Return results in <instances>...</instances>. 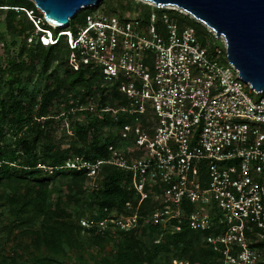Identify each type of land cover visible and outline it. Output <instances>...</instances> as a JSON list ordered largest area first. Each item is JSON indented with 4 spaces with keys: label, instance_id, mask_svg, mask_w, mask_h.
<instances>
[{
    "label": "built area",
    "instance_id": "built-area-1",
    "mask_svg": "<svg viewBox=\"0 0 264 264\" xmlns=\"http://www.w3.org/2000/svg\"><path fill=\"white\" fill-rule=\"evenodd\" d=\"M33 4L0 5V32L10 13L26 19L29 47H62L70 70H84L99 87L42 121H60L73 136L95 114L110 121L114 138L106 158L70 154L59 166L37 168L84 174L89 202L104 188L107 167L129 175L133 198L95 206L78 219L82 235L118 241L156 228L158 244L188 229L201 235L198 246L218 254V264H264V92L240 79L225 39L208 27L221 44L202 38L180 15L196 19L177 7L148 3L147 16L82 7L85 15L61 29Z\"/></svg>",
    "mask_w": 264,
    "mask_h": 264
},
{
    "label": "trees",
    "instance_id": "trees-1",
    "mask_svg": "<svg viewBox=\"0 0 264 264\" xmlns=\"http://www.w3.org/2000/svg\"><path fill=\"white\" fill-rule=\"evenodd\" d=\"M0 5L34 6L30 0H0ZM171 13L179 14L178 12ZM144 14L148 15V13ZM84 15L85 11H81L75 19H72L71 26ZM119 15L124 16L125 14ZM180 16L181 22L193 25L197 29L193 20ZM31 28L32 25L29 21L16 19L15 15L10 13L5 33L11 31L24 38L26 32ZM23 42L26 44L25 38ZM16 43V41H12L11 45L16 46ZM28 48L27 57L16 62L14 69L19 73H24L30 69V65L36 64L38 76L52 75L55 88L47 89L46 93L40 96L39 101H37V96L40 93L38 94L37 91L35 92L37 95L33 96L31 101L21 99H2L0 101V120L6 122L10 119L12 124H19L20 127L24 122L31 132L28 139L17 140V150L13 152V156L9 160L0 151L1 207H6L9 211L11 224L15 230H19V235L28 236L32 246L37 251L46 254L44 257L46 263L44 264H58L59 258L65 254L66 244H69L70 247L90 249L101 246L105 242H111L112 240L108 237L82 235L78 219L87 212H92L95 206L100 208L120 206L132 199L133 194L125 187L129 181V175L115 168L107 167L104 174V188L96 193L95 202L88 203L87 210L76 213V220L69 213L61 198L54 201L55 183L59 177L69 180L67 185L71 191L80 189L82 192L85 191L86 178L84 174L76 172H57L49 175L37 168L39 163L46 166H59L70 154L85 155L93 159L106 158L108 157L107 147L114 141V138L107 130L110 125L107 118H100L95 114L88 113L86 123L84 125L76 124L74 135L71 136V139H75L79 147L72 150L54 147L52 143L54 139H51L52 135L49 132L53 126L49 121H42L43 118L58 113L54 112L53 99L57 97L64 85L72 90L84 87L82 100L97 95L99 87L84 70L76 73L70 70L65 61L66 51L62 47L55 52H45L37 45L28 46ZM56 63H64L71 76L60 78ZM77 97L66 100L62 109L74 106ZM33 105H38L35 114H32ZM58 105L60 106L61 103ZM2 131L3 126L0 122V133ZM45 140L49 142L47 145L44 144ZM41 147L43 149L40 155ZM17 152L19 153L18 157L15 156ZM78 201L80 200L78 199ZM1 222L0 219V227ZM158 236V230L150 228L145 244L136 233L123 234L118 241H113L116 242L117 247L114 259H103L102 264H159L160 256L163 254H166L168 264H172L174 259L189 261L191 264L219 263L216 252L205 246H198L201 235L196 232L184 229L178 234L165 236L160 243L156 244L154 241ZM35 264H41L39 258H35Z\"/></svg>",
    "mask_w": 264,
    "mask_h": 264
},
{
    "label": "rangeland",
    "instance_id": "rangeland-1",
    "mask_svg": "<svg viewBox=\"0 0 264 264\" xmlns=\"http://www.w3.org/2000/svg\"><path fill=\"white\" fill-rule=\"evenodd\" d=\"M99 7L100 11L117 14H127L137 11L148 13L152 9L147 2L141 0H103ZM193 21L202 38L215 42L217 45L221 44L220 40L212 37V34L209 33V29L205 25L196 20ZM12 41H16L17 45H11ZM23 41L24 38L14 32H0V101L2 99L31 101L33 96L37 95L36 91L38 94L40 93L37 96V101H39L40 96L45 94L47 89L52 90L55 88L52 75L38 76V66L36 64L30 65V69L24 73H19L18 70L14 69V64L22 58H26L29 51L28 46ZM56 65L59 68L60 78L71 76L70 71L64 63H56ZM84 91V87H77L72 90L67 85H64L57 97L53 99V103L55 104L54 112L61 113L64 110L62 109V105L66 100L74 99L77 96V100H81L84 97ZM59 103H61L60 106L58 105ZM37 109L38 105H33L32 114H35ZM0 122L3 126V131L0 133V151L9 160L13 156V152L17 150V140L28 139L31 136V132L24 122L21 123V127L19 124H12L10 119L6 122L0 120ZM49 132L52 135L51 139H54L52 142L54 147L61 148L62 150H72L79 147L75 139H71V136L63 134L60 121L56 122ZM48 143L45 140L44 144L47 145ZM42 149L43 147L40 148V155L42 154ZM18 154L17 152L15 156L18 157ZM43 172L46 173L44 170ZM68 182L69 180L63 177L57 179L54 201L56 202L58 198H61L65 202V207L69 213L76 220V213L83 212L89 208L90 195L86 191L82 192L80 189L71 191L67 185ZM82 198L84 199L83 202ZM1 205L2 199H0V219L2 220L0 227V264H35V258H39L41 264L46 263V259L44 258L46 254L42 251H37L32 246L31 239L28 236L19 235V230H15L11 224L9 211L6 207H1ZM92 212L89 211L88 213ZM138 237L146 244L147 236L138 234ZM115 243L113 241L105 242L101 246L99 245L90 249H81L76 246L70 247L69 244H66L65 254L59 258L58 264H102L103 259L113 260L117 251ZM159 261V264H168L166 254L161 255Z\"/></svg>",
    "mask_w": 264,
    "mask_h": 264
},
{
    "label": "water",
    "instance_id": "water-1",
    "mask_svg": "<svg viewBox=\"0 0 264 264\" xmlns=\"http://www.w3.org/2000/svg\"><path fill=\"white\" fill-rule=\"evenodd\" d=\"M46 20L64 29L82 7L103 0H31ZM157 7H177L227 43L228 59L243 82L264 92V0H141Z\"/></svg>",
    "mask_w": 264,
    "mask_h": 264
}]
</instances>
